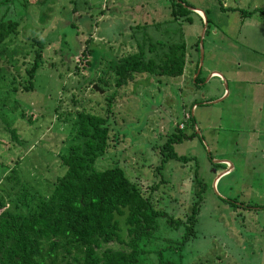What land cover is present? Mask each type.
Segmentation results:
<instances>
[{
	"label": "rangeland",
	"instance_id": "374dc122",
	"mask_svg": "<svg viewBox=\"0 0 264 264\" xmlns=\"http://www.w3.org/2000/svg\"><path fill=\"white\" fill-rule=\"evenodd\" d=\"M182 1L191 22L171 17L170 0L0 3V19L17 23L0 44V94L12 92L11 74L27 80L25 68L39 47L30 38L38 37L42 48L32 88L19 86L14 99L0 104V264L26 257L11 216L26 208L15 206L14 196L25 187L48 193L62 171L59 154L76 141L74 108L102 114L108 92V145L94 167L118 164L164 211L135 264H156L158 251L181 264H264V0ZM190 7L208 18L197 84L193 41L202 17ZM39 13H45L42 22ZM134 23L141 25L131 31ZM156 39L184 42L182 73L157 79L138 73L116 87L110 58L134 49L135 41L145 58L155 57L162 48L147 46ZM211 70L220 74L209 76ZM99 77L108 80L107 91L95 81L101 90H91ZM175 125L181 127L175 132L189 134L173 143L184 162L163 159L160 148ZM192 206V233L178 252L167 245L184 224L171 226L166 218L185 219ZM109 245L123 247L115 240Z\"/></svg>",
	"mask_w": 264,
	"mask_h": 264
},
{
	"label": "trees",
	"instance_id": "16d2710c",
	"mask_svg": "<svg viewBox=\"0 0 264 264\" xmlns=\"http://www.w3.org/2000/svg\"><path fill=\"white\" fill-rule=\"evenodd\" d=\"M7 1L11 0H0V3ZM189 11V7L182 0H170V15L174 20L191 22ZM199 18L201 20L200 16ZM38 19L42 22L45 13H39ZM206 21L204 32L208 28L207 17ZM16 25V20L8 21L4 17L0 19L1 45L4 38L14 31ZM140 25L134 23L129 29L134 31ZM129 34L134 38L132 33ZM146 36V39L152 37L150 34ZM153 41L148 42V50H152L155 45L162 48L155 57L145 58L142 45L135 41L134 49L130 48L110 58L107 68L113 74V84L116 87L125 85L138 73L151 75V78L156 79L160 75L173 77L182 73L187 53L184 42L173 40L165 42L161 39ZM34 42L39 47H33L31 62L25 68L27 80L19 79V72L11 74L9 85L12 92L0 94V104L4 103L9 95L14 99L15 94L12 93L17 92L19 86L21 90L32 88L31 79L42 62L39 38L31 37V45ZM193 48L195 72L199 54L198 35L193 41ZM1 50L4 48L1 47ZM26 54H30V51L28 50ZM199 72L200 69L194 77L192 76L195 84L200 80ZM0 76H3L1 65ZM94 81L103 84L102 89L107 91L109 83L106 78L99 77L91 83ZM90 88L94 90L91 86ZM80 91L81 89L78 90L79 94ZM104 95L109 99L105 104L106 112L102 114L97 109L74 108L76 141L70 143L65 152L59 154L62 171L54 176L48 193L42 195L38 189L25 187L14 196L15 206L26 208L20 214L11 215L14 222L16 221V234L22 241L26 257L21 263L8 264H135L138 254L144 252L143 245L149 242L152 231L157 228L158 216L164 214V211L153 206L150 195L144 194L118 164L99 169L94 167L96 158L108 145L107 112L110 111L112 92ZM75 103L77 101L71 104ZM180 128L175 125L160 145L163 159L186 161L187 157L184 154H177L173 148V143L189 135L175 132V129ZM195 211V206H192L190 212L185 214V219L166 218L171 226L179 221L184 224L183 233L179 238L171 240L168 247L179 252L185 238L192 233ZM121 232L125 235L124 239ZM114 240L123 244V247L110 246L109 242ZM156 259V264H181L179 259L162 257L160 251L157 252Z\"/></svg>",
	"mask_w": 264,
	"mask_h": 264
},
{
	"label": "water",
	"instance_id": "95a60500",
	"mask_svg": "<svg viewBox=\"0 0 264 264\" xmlns=\"http://www.w3.org/2000/svg\"><path fill=\"white\" fill-rule=\"evenodd\" d=\"M190 9L198 12L202 17V26H201L200 32L198 34V47H199L198 64H197L196 70H195L194 75H193V77H194L197 74V72L199 71L200 66H201V62H202V53H203L202 36H203L204 31H205L207 21H206V16L202 10H200L197 7H190ZM91 87L93 89L101 90L100 88H98V86L95 83H92Z\"/></svg>",
	"mask_w": 264,
	"mask_h": 264
},
{
	"label": "crops",
	"instance_id": "0c3cea01",
	"mask_svg": "<svg viewBox=\"0 0 264 264\" xmlns=\"http://www.w3.org/2000/svg\"><path fill=\"white\" fill-rule=\"evenodd\" d=\"M180 38V37H179ZM190 54V53H189ZM220 73L218 72V71H216V70H211L210 72H209V76L210 75H213V76H216V75H219ZM223 92V91H222ZM229 92V91H228Z\"/></svg>",
	"mask_w": 264,
	"mask_h": 264
},
{
	"label": "built area",
	"instance_id": "2783aa9c",
	"mask_svg": "<svg viewBox=\"0 0 264 264\" xmlns=\"http://www.w3.org/2000/svg\"><path fill=\"white\" fill-rule=\"evenodd\" d=\"M184 117H188V113H185ZM180 125H182V122H180Z\"/></svg>",
	"mask_w": 264,
	"mask_h": 264
}]
</instances>
